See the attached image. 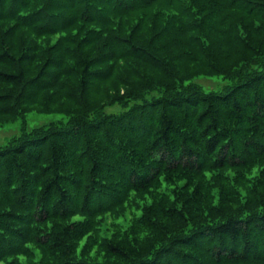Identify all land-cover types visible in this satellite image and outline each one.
I'll return each instance as SVG.
<instances>
[{
    "label": "trees",
    "instance_id": "obj_1",
    "mask_svg": "<svg viewBox=\"0 0 264 264\" xmlns=\"http://www.w3.org/2000/svg\"><path fill=\"white\" fill-rule=\"evenodd\" d=\"M16 123L0 264H264V0H0Z\"/></svg>",
    "mask_w": 264,
    "mask_h": 264
},
{
    "label": "rangeland",
    "instance_id": "obj_2",
    "mask_svg": "<svg viewBox=\"0 0 264 264\" xmlns=\"http://www.w3.org/2000/svg\"><path fill=\"white\" fill-rule=\"evenodd\" d=\"M212 77H201L199 79V82H202V84L206 88H211V87H216L217 84L214 83L211 80ZM63 115L61 114H56V113H37V112H30L27 116V124L29 127L41 124V123H46L51 120H56L60 119ZM19 124H8L2 128H0V143H4L6 139H8L10 136L18 132Z\"/></svg>",
    "mask_w": 264,
    "mask_h": 264
}]
</instances>
